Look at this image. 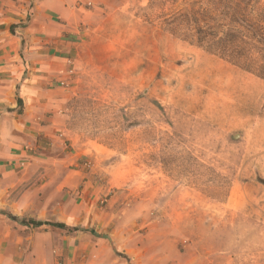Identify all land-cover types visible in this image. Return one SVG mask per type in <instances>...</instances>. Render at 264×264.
I'll return each instance as SVG.
<instances>
[{
	"label": "rangeland",
	"instance_id": "1",
	"mask_svg": "<svg viewBox=\"0 0 264 264\" xmlns=\"http://www.w3.org/2000/svg\"><path fill=\"white\" fill-rule=\"evenodd\" d=\"M237 4L264 11L118 0L84 33L62 137L79 182L37 219L81 230H22L37 264H264V80L197 34L224 35Z\"/></svg>",
	"mask_w": 264,
	"mask_h": 264
},
{
	"label": "crops",
	"instance_id": "2",
	"mask_svg": "<svg viewBox=\"0 0 264 264\" xmlns=\"http://www.w3.org/2000/svg\"><path fill=\"white\" fill-rule=\"evenodd\" d=\"M117 2L30 0L28 9L0 8V264L40 261L39 242L25 247L21 231L28 228L8 214L47 219L45 208L79 182L62 141L72 74L84 33Z\"/></svg>",
	"mask_w": 264,
	"mask_h": 264
},
{
	"label": "trees",
	"instance_id": "3",
	"mask_svg": "<svg viewBox=\"0 0 264 264\" xmlns=\"http://www.w3.org/2000/svg\"><path fill=\"white\" fill-rule=\"evenodd\" d=\"M245 11L244 7L236 5L231 16L230 29L220 37H217L212 29H199L197 32L199 46L264 80V11L256 20H251ZM254 53L257 57H253ZM7 217L28 229L55 226L69 233L81 230L79 227H69L63 223L51 224L31 218H18L10 214Z\"/></svg>",
	"mask_w": 264,
	"mask_h": 264
}]
</instances>
